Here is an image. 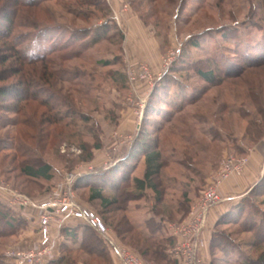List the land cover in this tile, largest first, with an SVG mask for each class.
<instances>
[{
	"label": "rangeland",
	"instance_id": "obj_1",
	"mask_svg": "<svg viewBox=\"0 0 264 264\" xmlns=\"http://www.w3.org/2000/svg\"><path fill=\"white\" fill-rule=\"evenodd\" d=\"M11 1H0V15L16 7ZM17 9L13 36L26 47L22 53L29 54L35 35L50 28L51 39L36 54L49 48L56 52L46 54L47 61L22 66L10 57L5 70L33 74L36 88L32 91L39 98L51 97L56 109L52 112L29 100L19 106L18 114L0 113V203L16 214H23L12 208L16 196L33 200L30 196L48 187L21 175L20 169L33 160L52 165V191L68 173L83 177L126 164L135 139L147 131L158 136L166 159L161 179L165 207L182 201V193L192 185L198 186L199 197L215 182L226 157L249 158L263 140L264 62L241 68L244 59L250 62L251 56L257 60L260 56L256 45L264 39V0H43L35 7ZM109 21L113 24L108 38L89 48L84 35ZM209 68L216 71L214 85L196 73ZM236 68L242 71L228 78L227 71ZM116 72L125 80H115ZM19 77L7 78L0 86L18 84ZM48 115L61 120L47 124ZM98 138L102 149L91 162H82L87 153L81 154L78 146H92ZM131 163L128 172L141 176L142 160ZM117 174L110 176L116 182ZM169 177H176V182H168ZM74 195L103 221L96 205L86 203V190L78 188ZM249 195L229 204L230 210L241 203L246 207L240 221L246 219L248 224L220 228L234 244L231 264H239L244 252L258 256L259 250L239 247L253 237L249 231L253 218L264 219V197ZM222 197L216 206L226 202ZM153 206L150 194L130 204L128 214L144 219ZM175 218L171 223H178L179 217ZM27 227L12 231L0 222V263L16 264L7 253L19 251ZM215 255L219 263L225 259L221 252Z\"/></svg>",
	"mask_w": 264,
	"mask_h": 264
},
{
	"label": "trees",
	"instance_id": "obj_2",
	"mask_svg": "<svg viewBox=\"0 0 264 264\" xmlns=\"http://www.w3.org/2000/svg\"><path fill=\"white\" fill-rule=\"evenodd\" d=\"M41 1L43 0H12L11 2H14L16 7L12 8L11 13L4 12L1 14L2 16L0 15V21L2 24H5L4 27H0V35L3 36H0V40L2 41L1 43L3 44L4 50L3 53L0 52V67H3L0 71V82L5 83L9 74H11L12 78L14 76H20L18 79L19 81H17L18 84L10 83L9 85L4 84L0 86V113L4 112L6 114H18L21 112L19 106L29 100L38 102L42 106L46 107L49 111L53 112L56 109V106L52 103L51 97L39 98L38 92L32 91L33 88H36L34 85L35 81L32 78L34 77L33 74H28L29 76L26 73L22 74L20 69V71L10 69V72L5 70L6 64L9 62L10 57L14 58V60L19 62L22 66L26 63L35 64L47 61V58L50 57H45V55L56 52L55 48H49L48 51L46 50L44 53L36 54L43 46H45V43L48 41L47 38L50 37L51 39L49 32L53 31V28H50L45 32L42 31L43 35L42 33L37 36L35 35L33 43L30 45L31 52L29 54L31 57L29 54L22 53V50L26 49V47H21L22 42L20 39L13 36L15 28L14 25L18 17L17 6L27 5L35 7L36 4L40 3ZM112 24L113 21H109V23H106L105 25L96 29L94 32L95 35L90 40H88L87 37H90L94 33L90 31L88 32V35L85 34L84 37H86L88 47L90 46L89 48H91L100 41L107 39L108 34L111 31ZM256 48L259 52L258 55H260L258 60L252 59L255 58L252 56V61L250 62H246V59H244L245 62H242L241 68L243 71L246 67H253L264 62L263 38H261V41L257 43ZM32 53L35 55H32ZM7 54L10 55L7 56ZM242 70L236 68L233 71H227L226 76H228V78L232 76L234 77ZM196 73L203 82L213 85L216 83L217 76L214 69H199L196 70ZM115 74L118 75V77L116 75L114 76L115 80H125V75L117 72ZM42 80L45 84L49 85V82L47 83L46 80ZM49 96L53 95L49 94ZM8 98L14 100V104L8 103ZM190 100L191 99L187 98V101ZM171 104H174L173 101ZM52 117L55 118L54 116L50 115L46 117L48 120V123L46 122L47 124H57L61 120L59 119L61 116L56 121L55 119H52ZM88 120L89 119L87 117L83 118V121L85 122H88ZM78 147L81 151V154L87 153L82 162L89 163L94 159V153L102 149V144L100 142V138H98V141H96V143L92 146L83 143ZM25 155L28 156L29 154ZM242 155L244 154H240L239 156ZM141 160L143 165V173L141 176H134L132 172H128L129 169L132 170V168H130L132 165L131 162L134 161L139 163ZM126 161V164L116 166L106 173L101 172L100 174L97 173L95 175L86 174V176L84 175L83 177L78 178L75 183L74 190L76 191L78 188L86 190L88 195L86 203L96 205L99 215H101L105 224L111 227L117 239L122 244L133 249V251L137 253V255L145 262L154 264H178V261L174 259L172 255V251L177 245V239L172 234L170 235L166 232L162 221L166 219L170 222H176L175 217L177 216L179 217L177 222L185 220L189 216L191 207L198 197V186L195 187L192 185L189 188L187 187L188 192L184 191L182 193V201H176V203H170L163 207L166 196L165 191L162 190L164 185L162 184L161 179L164 176L163 171L166 167V159L160 147L158 136L155 135L153 137L152 134L148 133L147 131L141 132L135 139L132 147L129 149ZM20 170L21 175L27 179L38 183L45 182L44 184H48V187L45 188L41 194H38L37 196H30L31 198L34 199L39 196H45L47 195V192L51 191L53 186L49 184L54 180L55 177V171L51 164L44 161L40 162L33 160L31 163H26ZM113 173H119L117 174L119 176L118 182L110 177L113 175ZM170 181L176 182V177H169L168 182ZM42 183L40 184L42 185ZM201 184H203V182H201ZM40 189H42V187ZM150 194H152L154 206L150 210L149 216L143 221L134 220L128 214L130 204L138 200L146 199L148 196H150ZM249 194V198L253 196L264 197V179L255 185L249 191ZM241 204L233 207L215 224L210 242V264H231L230 260L232 259V251L230 249L234 248V244L231 242V240H229V237L220 230V228L227 225H238L240 227H244V225L248 224V221L245 223L246 219L244 221H240V218L246 213V207ZM79 221L85 223V225H83V241L80 249L72 251L65 244H62L60 257L51 261L49 264H77L82 252L89 254V256L93 259V262L96 264H111V260L107 251L108 246L103 244V241L95 232L94 227L83 220ZM0 222L6 228L12 231L19 228L25 229L27 226V219H25L22 215L16 214L13 210L7 208L1 203ZM69 229L70 228L64 227L62 229L63 235L72 241H76L79 229L76 228L75 230L71 231ZM249 231L254 233L252 239L241 243L239 247H244L248 251L252 250L256 252V250H259L258 256L257 258H254L248 252H244L239 256V264H264V219L260 221H254L253 218V223L250 224ZM109 243L110 242H108V244ZM109 248L112 249L111 245ZM217 251L221 252L225 258L223 261H221V263L217 262L215 259V254Z\"/></svg>",
	"mask_w": 264,
	"mask_h": 264
},
{
	"label": "built area",
	"instance_id": "obj_3",
	"mask_svg": "<svg viewBox=\"0 0 264 264\" xmlns=\"http://www.w3.org/2000/svg\"><path fill=\"white\" fill-rule=\"evenodd\" d=\"M248 163V158L226 157L219 169L215 182L207 187L191 207L189 216L178 223H168L167 228L176 237L177 245L172 251L178 264H210L200 252L205 246L202 234L207 227L208 218L212 208L223 201L220 187L232 175H240ZM80 174L68 173L62 182L57 184L45 201L36 204L43 211L40 217L39 246L27 251H12L7 256L16 264H36L51 254L52 236L50 225L53 222L62 224L64 218L73 217L87 222L101 233H106L107 228L103 221L92 211L82 207L74 195V186ZM14 206H26L30 200L16 196ZM113 251L122 264H150L128 249L112 243Z\"/></svg>",
	"mask_w": 264,
	"mask_h": 264
},
{
	"label": "crops",
	"instance_id": "obj_4",
	"mask_svg": "<svg viewBox=\"0 0 264 264\" xmlns=\"http://www.w3.org/2000/svg\"><path fill=\"white\" fill-rule=\"evenodd\" d=\"M249 161L247 163V167L243 170L241 175H233L229 180L223 183L221 187V193L225 198V203L222 205L216 206L212 208L209 218L207 227L203 231L202 237L205 243V246L202 248L200 254L201 256L206 259L207 261H211L210 256V242L213 234V230L215 224L218 220L225 215L227 212L230 211L229 204L232 203L234 200L239 199L243 194L249 192L259 181L260 178L264 174V138L260 144L254 147L251 150L249 155ZM49 194L39 196L30 200L26 206H16L12 207L14 210H19V212L25 219H27V230L23 234V242L19 243V250L27 251L39 246L41 235H40V217L43 214V211L38 208L36 204H39L48 197ZM198 198V197H197ZM85 208H88L87 205L83 202L82 203ZM147 218V217H146ZM144 219H137L133 218L136 221H143ZM107 228L106 233H101L98 229L94 228L97 235L103 241V244L108 246V254L111 260V264H122L120 258L117 257L115 252L109 248L108 242H114L116 245L123 247L125 249L130 250L131 252L135 253L133 249L129 246L122 244L116 237L115 233L105 222H103ZM171 222L168 220H163L162 224L164 229L168 234L171 235L170 231L167 228V224ZM85 223L73 219L72 217L64 218L62 224H58L56 222L51 223L50 230L52 236V251L51 254L46 256L42 259V261L36 264H49L51 261L56 260L60 257L61 254V246L65 244L70 250L75 251L80 249L82 241H83V231ZM64 227L70 228L69 230H75L76 228L79 229L78 237L76 241H72L71 239L65 237L62 233V229ZM105 241H104V240ZM137 255V253H135ZM138 256V255H137ZM141 258V257H140ZM142 259V258H141ZM143 260V259H142ZM13 261V260H11ZM144 261V260H143ZM77 264H96L93 262V259L89 256V254L82 252L80 254V259ZM154 264V263H150Z\"/></svg>",
	"mask_w": 264,
	"mask_h": 264
}]
</instances>
